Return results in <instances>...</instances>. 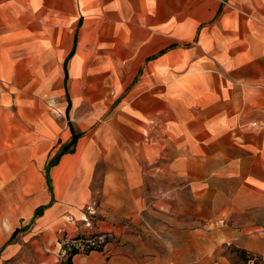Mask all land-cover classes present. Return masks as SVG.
Listing matches in <instances>:
<instances>
[{
	"label": "crops",
	"instance_id": "crops-1",
	"mask_svg": "<svg viewBox=\"0 0 264 264\" xmlns=\"http://www.w3.org/2000/svg\"><path fill=\"white\" fill-rule=\"evenodd\" d=\"M8 11L28 12L30 24L45 13L47 41L58 43L60 31L64 53L46 58L59 59L63 80L68 72L74 84L93 68L106 114L96 121L99 137L80 133L75 152L52 170L63 191L54 189L36 220L49 252L33 264H229L233 241L256 252L245 237L264 234V0H0V18ZM54 12L71 16L55 21ZM82 43L93 45V66ZM94 148L101 217L126 225L99 219L91 232L116 236L107 250L61 261L48 244L66 212L89 196L95 172L86 158ZM75 188L82 191L73 197Z\"/></svg>",
	"mask_w": 264,
	"mask_h": 264
},
{
	"label": "rangeland",
	"instance_id": "rangeland-1",
	"mask_svg": "<svg viewBox=\"0 0 264 264\" xmlns=\"http://www.w3.org/2000/svg\"><path fill=\"white\" fill-rule=\"evenodd\" d=\"M24 12L26 11H8L4 13V17L0 18L2 22L0 35H5L4 42L0 43V53L2 48V53L6 56L2 61L5 71H0V264H33L38 259L37 254L49 252L47 241H44L47 249L42 246L43 230L33 229L37 225L36 220L53 203L54 189H57L58 193L63 191L60 187L55 188L56 185L62 184V179L58 177L57 180L52 177V170L59 164L64 154L75 152L74 146H71L67 152L63 150L71 143L74 136L77 139L80 133L84 135L88 131L86 137L91 136V139L93 135L95 138L99 137V131L94 130L98 124L96 121L103 120L106 115L100 107V103H104L100 100L103 96L93 87L98 84L93 68L81 71V74L76 77V80L80 79V82L75 84L68 72L66 80H63V72L59 71L61 61L55 59L56 57L46 58L49 52L54 55H64L58 51L63 48L62 33L58 31L60 35L58 43L56 39L53 44L51 40L49 43L47 41L49 35L45 28L41 27L45 21V13H39L40 16L37 18L40 21L32 20L30 24L32 17H29L28 12ZM68 14L71 16L70 12L63 15L54 12V20L65 22L70 19ZM92 21L94 18L87 19L83 28L88 29ZM36 23H38L37 27L30 33V27ZM80 39H82L81 36ZM45 43H48L49 48L45 47ZM80 45L83 46V55L90 59L89 64L93 66V45L84 43ZM108 94L105 101H109L112 97L110 93ZM71 127L78 132L72 138L68 134V129ZM93 141L89 143L90 148ZM99 150L101 149H92L89 153L90 157L86 158L87 163L94 166L95 172V179L91 180L90 187L87 189L88 198L84 199L77 212H66L62 218L64 222L61 221L53 229L55 236L52 237V243L49 241L48 245L54 244L57 250L59 249L57 257L61 261L75 254L86 255L92 251L107 250L116 236L111 231L91 232L99 219H109V221L124 224L123 221L108 215L101 217L103 209L99 203L101 199L98 193L99 188H97L102 171ZM86 151L89 152L90 149ZM81 191L82 189L75 188L73 197ZM184 206L195 210L193 205ZM88 207L94 208V214H88ZM203 207L204 205L202 209ZM177 209L179 210L178 207ZM151 210L166 213L173 211L161 206L151 207ZM83 216L89 217V225L81 221ZM199 222V228L202 227L205 232L207 227L211 228V225H207L204 220ZM222 223L223 221H219L217 226H221ZM129 226L131 227V224ZM95 234L109 235L103 249H90L84 253L76 250L70 253L64 251V246L69 241ZM148 237L151 238V234ZM209 238L211 239L209 236L203 237L200 248L207 247L206 242ZM232 238L234 237L231 236L230 239ZM245 239V244L256 252L240 249L233 241L224 253H227V262L229 264H264L262 259L264 234L245 237ZM17 245L21 248H18L16 252L9 250Z\"/></svg>",
	"mask_w": 264,
	"mask_h": 264
},
{
	"label": "built area",
	"instance_id": "built-area-1",
	"mask_svg": "<svg viewBox=\"0 0 264 264\" xmlns=\"http://www.w3.org/2000/svg\"><path fill=\"white\" fill-rule=\"evenodd\" d=\"M252 126H255V123L251 124ZM87 212L89 215L94 214V208L88 207ZM81 221L85 222L86 225H89V217L83 216ZM107 237H109L108 234H95L93 236H87V237H79L75 240L69 241L65 244L64 251H67V253L79 251L81 253L87 252L90 249L100 248L103 249L108 241Z\"/></svg>",
	"mask_w": 264,
	"mask_h": 264
},
{
	"label": "trees",
	"instance_id": "trees-1",
	"mask_svg": "<svg viewBox=\"0 0 264 264\" xmlns=\"http://www.w3.org/2000/svg\"><path fill=\"white\" fill-rule=\"evenodd\" d=\"M75 140H76V136H74V137L72 138L71 143H70L69 145H67V146L64 147V149H63L64 152H67V151L70 150V147L73 146ZM36 214H38V213L36 212Z\"/></svg>",
	"mask_w": 264,
	"mask_h": 264
}]
</instances>
